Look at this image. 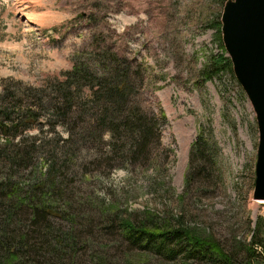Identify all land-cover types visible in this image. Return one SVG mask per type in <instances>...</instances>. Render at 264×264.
<instances>
[{"label":"rangeland","instance_id":"rangeland-1","mask_svg":"<svg viewBox=\"0 0 264 264\" xmlns=\"http://www.w3.org/2000/svg\"><path fill=\"white\" fill-rule=\"evenodd\" d=\"M226 1L0 0V84L15 94L10 109L38 115L0 129V255L11 247L23 264H204L184 252L169 257L170 243L156 251L158 238L132 243L123 221L248 241L264 216V202L251 198L258 135L231 64L213 63L227 57L215 28ZM112 52L131 63V106L158 120L169 154L122 158L107 153L106 132H81L78 114L97 111L87 79L71 88L74 113L57 116L60 124L31 107L28 86L52 89L78 60L104 69L101 56ZM17 145L25 152L11 164Z\"/></svg>","mask_w":264,"mask_h":264},{"label":"trees","instance_id":"trees-1","mask_svg":"<svg viewBox=\"0 0 264 264\" xmlns=\"http://www.w3.org/2000/svg\"><path fill=\"white\" fill-rule=\"evenodd\" d=\"M215 28L219 35L218 42L221 44L219 20L215 22ZM220 47L223 48L222 44ZM223 52H225L224 48ZM101 59L105 65V68L101 70L90 69L91 66L81 60L74 62L71 68L63 73L65 75L63 80L57 81L56 86L50 85L52 89L45 81L36 87L28 86L29 97L37 101L32 103L31 107L48 109L47 122L52 126L60 124L56 120L57 116L74 113L75 105L71 101V88H74V85L82 79H87L91 82L86 86L88 98L96 101L97 111L93 112V118L90 120L81 119L80 115L82 118L86 115L84 111H81L80 115L78 114L81 132L90 130V132H96L97 135L106 132L109 138L107 153L112 154L114 151H118L123 156L122 158L145 159L151 151L160 152L164 156L169 154L170 150L160 144L158 120L131 106L133 86L131 63L126 57L118 56L115 52L106 53L101 56ZM217 61L213 62L214 67L226 66L229 68L230 66L228 57L221 54ZM203 73L206 77L209 76V71L205 70ZM0 88V129L2 131H6L9 127L6 122H10L12 126H15V123L26 126L37 120L38 115L30 108H26L20 114L10 109L16 100L14 99L15 94H9L8 88L3 84H0ZM47 89L59 92L58 97L44 92ZM60 105L63 106L60 107ZM84 105H86L85 102ZM160 116L163 121V114L160 113ZM15 120L17 121L15 122ZM196 145L191 144L190 152ZM23 152H20V147L17 145L16 152L10 159L11 164L20 163L21 157H23L20 153ZM190 167L191 158L189 157L183 176L182 196L189 184ZM123 228L124 233H129L132 238V243H137L138 239H141V247L150 241L153 243L155 241L153 238H158V242L153 244L156 251L167 247L168 243L172 244V248H166L171 258L179 252H184L190 257L198 256L204 264H264V216L257 215L255 217L248 241L232 238L227 242L228 245L214 239L211 235L201 234L191 228L168 229L165 232L154 229L148 232L134 229L133 225L125 221H123ZM142 234H147V237L145 238V235ZM2 251L0 264H23L15 262L16 256L11 247L4 248ZM181 264L188 263L183 261Z\"/></svg>","mask_w":264,"mask_h":264},{"label":"water","instance_id":"water-1","mask_svg":"<svg viewBox=\"0 0 264 264\" xmlns=\"http://www.w3.org/2000/svg\"><path fill=\"white\" fill-rule=\"evenodd\" d=\"M222 6L220 40L256 121L251 198L264 200V0H227Z\"/></svg>","mask_w":264,"mask_h":264},{"label":"bare ground","instance_id":"bare-ground-1","mask_svg":"<svg viewBox=\"0 0 264 264\" xmlns=\"http://www.w3.org/2000/svg\"><path fill=\"white\" fill-rule=\"evenodd\" d=\"M257 201H259V202H264V200H257Z\"/></svg>","mask_w":264,"mask_h":264}]
</instances>
